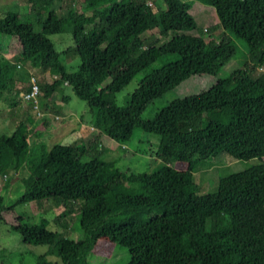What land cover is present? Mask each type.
I'll use <instances>...</instances> for the list:
<instances>
[{
    "label": "trees",
    "instance_id": "obj_1",
    "mask_svg": "<svg viewBox=\"0 0 264 264\" xmlns=\"http://www.w3.org/2000/svg\"><path fill=\"white\" fill-rule=\"evenodd\" d=\"M24 1L30 11L44 7L45 16L34 31L16 12L1 15L0 34L12 35L17 51L7 59L0 50V94L16 80L14 95L28 89L27 72L37 68L53 76L36 81L38 91L46 96L67 85L85 101L99 134L120 144L134 128L157 136L156 165L134 172L101 158L92 139L29 144L25 118L0 133L3 184L20 172L21 192L9 206L47 199L60 207L56 216L31 222L13 218L10 228L22 243L47 246L33 264H88L99 238L124 249L126 264H264V70H256L264 65V0H198L217 18L200 28L203 36L192 32V0H161L163 7L147 0ZM153 27L169 36L143 45L140 34ZM54 33L69 35L78 57L72 71L46 37ZM230 35L244 44L241 66L140 118L147 103L179 81L215 74L235 52ZM153 61L158 65L116 105L114 94ZM12 97L3 100L12 106ZM38 121L45 124L41 115ZM218 153L257 162L219 176L209 192H195L197 164ZM6 210L0 196V220ZM74 210L78 233L68 237L56 226L64 229Z\"/></svg>",
    "mask_w": 264,
    "mask_h": 264
},
{
    "label": "rangeland",
    "instance_id": "obj_2",
    "mask_svg": "<svg viewBox=\"0 0 264 264\" xmlns=\"http://www.w3.org/2000/svg\"><path fill=\"white\" fill-rule=\"evenodd\" d=\"M147 1L151 2L153 7H163L161 0ZM64 3L61 1L60 6L65 7ZM75 6L78 11L79 8L77 5ZM44 9V7H41L40 10H36L34 4L31 6L30 11L28 3L24 0H0V17L5 11L16 12L18 19L29 23L34 31L38 30V23L45 16V13H43ZM58 11L62 12L63 10L60 9ZM190 12L196 23V27L192 31L195 34L203 36L204 33L200 32V28L206 27L217 20L212 7L198 0H192ZM168 36L169 33L159 35L156 27H153L143 31L140 34V39H142L143 45L147 43L158 45L165 41ZM46 37L61 52L60 61L65 68L68 71H72L78 64V57L70 50L72 44L69 35L67 33H54L48 34ZM230 38L235 44V52L230 60L222 65L215 74L191 75L179 81L147 103L140 112V118H149L158 108L172 99L188 96L206 89L217 78L241 66L246 59L244 44L241 40L231 35ZM0 50H2V55L7 59L13 58L17 51L15 38L12 35L0 34ZM157 65L158 61H153L136 72L114 94L115 104L123 105L128 93L133 90L139 78ZM256 70H264V65L257 67ZM28 73L33 75L36 81L49 82L53 78L47 72L39 71L37 68L29 69ZM20 85V81L16 80L12 87L3 91V94L5 93L9 100L13 95L12 101H14V105L12 106L8 101L3 100L7 96L0 94V133H8L18 118H25L28 127L27 140L29 144L41 140L45 148H49L54 143L77 144L80 141L87 143L88 140L92 139L95 140L100 150L99 156L103 159L116 158V164L120 167L138 172L150 170L156 165V160L152 158L153 155L151 154L157 142L156 135L134 128L129 140L124 144H120L97 132L92 124V118L85 101L77 98L67 85H59L46 96L39 90L36 97V108L27 106L29 103L19 98L21 91L14 95V89H17ZM40 115L44 117L45 124L38 121ZM35 133H37V136H35ZM262 159L264 160V157ZM256 162L257 159L255 157L235 159L225 153H218L215 156L205 158L197 164L196 170L193 171L192 184L195 187L194 190L198 193L209 192L213 190L215 181L219 176L241 170ZM170 165L174 168L184 167L182 162L173 161ZM19 175V171L12 173L9 176L8 183L5 185L3 184V176H0V196L2 204L7 206V210L1 214L0 220V264H33L35 256L47 248L46 245L22 243L18 234L10 228L13 218L21 216L23 220L31 222L36 220L38 216L46 217L49 214L56 216L60 211L59 206H54L47 199L31 200L26 203L9 206L21 192V186L18 181ZM69 217L70 221L68 219L64 229H61L58 225L56 226L58 230H63V234L68 237L75 236L78 233L76 227L77 210H74ZM47 258L54 259L52 255H48ZM126 260L127 255L124 249L117 248L107 242V240L99 238L94 245L88 264H126Z\"/></svg>",
    "mask_w": 264,
    "mask_h": 264
},
{
    "label": "built area",
    "instance_id": "obj_3",
    "mask_svg": "<svg viewBox=\"0 0 264 264\" xmlns=\"http://www.w3.org/2000/svg\"><path fill=\"white\" fill-rule=\"evenodd\" d=\"M37 94H38V85L36 83V79L34 78V76L30 75L28 78V89L21 91L19 93L20 96L19 98L24 102L29 103L32 108H36Z\"/></svg>",
    "mask_w": 264,
    "mask_h": 264
},
{
    "label": "crops",
    "instance_id": "obj_4",
    "mask_svg": "<svg viewBox=\"0 0 264 264\" xmlns=\"http://www.w3.org/2000/svg\"><path fill=\"white\" fill-rule=\"evenodd\" d=\"M30 107V106H29Z\"/></svg>",
    "mask_w": 264,
    "mask_h": 264
}]
</instances>
